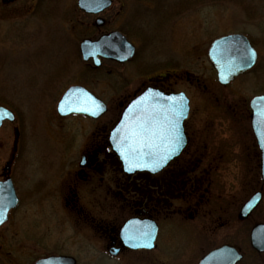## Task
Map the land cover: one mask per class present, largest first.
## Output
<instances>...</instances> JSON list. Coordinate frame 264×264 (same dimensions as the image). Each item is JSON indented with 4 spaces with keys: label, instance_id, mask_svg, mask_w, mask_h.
<instances>
[{
    "label": "rangeland",
    "instance_id": "1",
    "mask_svg": "<svg viewBox=\"0 0 264 264\" xmlns=\"http://www.w3.org/2000/svg\"><path fill=\"white\" fill-rule=\"evenodd\" d=\"M75 1L43 0L41 7L44 11L28 15L11 14L5 8L0 10V105L10 109L15 116L13 122H4L0 128V175L4 174L6 162L12 159L6 175L12 179L19 200L0 228V264H33L40 257L61 253L74 255L76 264H196L208 250L222 244L234 246L243 255L239 264H251L248 233L254 223L264 222V192L259 206L253 211V219L240 222L236 212L258 188L254 182V191L249 190L251 187L245 185L244 178L241 185L239 176L228 174L223 181V193L234 191L229 198L232 204L221 208L225 212L217 220H209L204 215L207 209H201V238L197 231V234L195 230L189 229V232L188 227H178L175 223L169 233L171 240L161 236L156 251L108 259L100 254L87 255L88 251L82 249L85 246L84 232L79 234L76 231V224L69 220L68 210L60 200L64 191L74 183L72 170L83 143L90 141L88 133L94 124L90 127L87 120L80 117H58L55 104L65 88L81 85L109 108L98 121L117 117V105L123 99L121 93L125 82L130 81L132 86L140 83L136 70L138 60L125 64L102 61L100 67H92L89 62L81 61L78 43L85 38L95 39L108 31L121 30L137 46L140 57L141 50L150 47L144 43H150L146 34L150 36L151 31L150 26L146 27L149 17L140 20L137 12L149 6V2L113 0L110 9L99 14L105 23L95 27L96 16L79 11ZM125 2L120 13V5ZM187 2L190 30L203 26L201 44L204 41V45H208L214 37L242 26L241 11L233 5L240 0ZM253 2L260 4L264 0ZM189 41L193 44L197 39L191 34ZM189 67L191 72L210 71L207 63ZM263 70L264 49H260L255 71ZM259 82L260 86L264 84L262 77ZM101 186L92 180L89 188ZM62 208L68 217L64 213L61 215ZM116 215L120 217L122 214ZM7 245L12 249L8 253Z\"/></svg>",
    "mask_w": 264,
    "mask_h": 264
},
{
    "label": "flooded vegetation",
    "instance_id": "2",
    "mask_svg": "<svg viewBox=\"0 0 264 264\" xmlns=\"http://www.w3.org/2000/svg\"><path fill=\"white\" fill-rule=\"evenodd\" d=\"M41 1L0 0V10L5 8L11 14L40 13L44 11ZM139 1L149 2L146 8L141 4L143 8L137 12L140 20L149 17L146 27L150 26V43L144 44L150 47H144L139 57L137 46L133 44L135 54L128 62L138 60L136 70L140 83L132 86L130 81L125 82L121 93L123 99L117 105L118 115L112 120L98 121L107 113L108 107L95 120L72 116L83 118L90 127L94 126L88 133L90 141L83 143L72 170L74 183L64 191L60 200V204L68 210L69 220L76 224V231L79 234L84 232L85 246L82 249L88 251L87 255L100 254L108 259L156 251L161 236L171 237L170 229L175 223L178 227H188L189 232L197 231L201 238V209H207L204 215L209 220H217L225 212L221 208L232 204L229 198L234 191L223 193V181H226L227 174L239 176L241 185L244 178L245 185L250 186L252 191L254 182L258 188L256 191L261 185V152L253 128H260L258 131L261 130L264 136V84L259 85L260 77L264 81V70L255 71L260 49H264V3L256 4L253 0L233 3L241 11L242 26L217 37L231 33L242 35L256 52V59L250 69L221 85L207 57L208 47L217 37L208 45H204V41L201 44L203 26L190 30L187 0ZM124 4L126 2L120 5V13ZM141 26L145 24L141 23ZM255 32L261 33V37ZM191 34L197 39L193 44L189 41ZM201 63H207L210 71L191 72L189 65ZM147 90H151L155 98L169 101L166 110H171L175 101L182 104V110L172 117V136L178 137L179 142L170 147L167 140H155L154 156L166 162L152 172L128 173L111 151L110 131L128 104ZM159 120L163 121V114ZM11 162L12 159L6 162L0 180L9 172ZM92 180L96 184L101 183V188H89ZM261 191L263 194V188ZM60 212L68 217L64 208ZM117 213L122 215L115 217ZM130 220L134 221V225L121 232ZM154 226L156 233L152 249L133 250L127 247L131 238L142 234L146 236L153 232ZM7 247V253L12 251ZM59 255L74 258L68 253Z\"/></svg>",
    "mask_w": 264,
    "mask_h": 264
},
{
    "label": "water",
    "instance_id": "3",
    "mask_svg": "<svg viewBox=\"0 0 264 264\" xmlns=\"http://www.w3.org/2000/svg\"><path fill=\"white\" fill-rule=\"evenodd\" d=\"M111 0H77V7L88 14H98L111 5ZM104 20L97 17L94 20L96 27L102 26ZM240 36L228 35L214 40L208 49V58L216 71L217 80L226 84L240 72L251 67L255 61V53ZM79 54L83 61L91 59L93 65H100V58L123 63L129 60L134 53L133 46L126 40L125 36L118 31H111L100 35L98 38L83 39L78 45ZM156 95L150 91L145 92L131 103L122 114L121 119L114 126L110 134V145L123 163L126 172L136 170L154 171L159 169L164 161L154 157L153 146L136 147L133 151L130 147L131 141L126 140L129 129L138 123L151 122L155 113L166 110L169 101L166 98H155ZM159 99L158 101H156ZM177 102L175 101L174 104ZM69 110V109H84ZM186 108V107H185ZM106 110V106L82 86L74 85L68 87L56 104V112L59 116L69 114H81L96 119ZM13 114L0 107V124L4 119L13 120ZM256 133V131H255ZM261 150V178L264 185V147L257 136ZM176 153V152H175ZM260 200V193L255 192L241 206L238 212L240 220L246 219L251 211L257 206ZM17 204V198L9 178L0 181V224L6 219V213ZM134 221H128L123 229L131 228ZM155 229L144 236L137 235L131 238L128 246L132 249H149L152 247ZM127 237V235H126ZM130 239V238H128ZM249 244L257 253L264 252V222L255 224L249 232ZM242 256L237 250L228 245H222L207 252L197 264H237ZM35 264H74V260L64 256H48L41 258Z\"/></svg>",
    "mask_w": 264,
    "mask_h": 264
},
{
    "label": "snow or ice",
    "instance_id": "4",
    "mask_svg": "<svg viewBox=\"0 0 264 264\" xmlns=\"http://www.w3.org/2000/svg\"><path fill=\"white\" fill-rule=\"evenodd\" d=\"M69 110L88 111L87 108ZM181 110L182 104L177 102L173 105L171 110H162V113H155L150 124L146 121L134 125L129 129L128 135L125 137L126 140L131 141V149L135 151L136 147H151L153 146V141L157 139L161 141L167 140L170 147L172 144L178 143V137L172 136V131L174 129V120L172 117H175L177 112ZM161 114H163L162 122L159 120ZM172 150H174V148Z\"/></svg>",
    "mask_w": 264,
    "mask_h": 264
},
{
    "label": "trees",
    "instance_id": "5",
    "mask_svg": "<svg viewBox=\"0 0 264 264\" xmlns=\"http://www.w3.org/2000/svg\"><path fill=\"white\" fill-rule=\"evenodd\" d=\"M146 38L148 39L147 34ZM251 259V264H264L263 254H256L255 252H252Z\"/></svg>",
    "mask_w": 264,
    "mask_h": 264
},
{
    "label": "bare ground",
    "instance_id": "6",
    "mask_svg": "<svg viewBox=\"0 0 264 264\" xmlns=\"http://www.w3.org/2000/svg\"><path fill=\"white\" fill-rule=\"evenodd\" d=\"M101 18V17H100ZM103 19V18H102ZM104 20V19H103ZM95 26V25H94ZM125 35H126V33H125ZM133 58V57H132Z\"/></svg>",
    "mask_w": 264,
    "mask_h": 264
}]
</instances>
